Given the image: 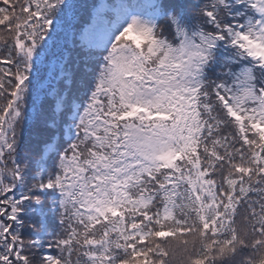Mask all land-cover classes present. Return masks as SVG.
Segmentation results:
<instances>
[{
    "label": "snow or ice",
    "instance_id": "1",
    "mask_svg": "<svg viewBox=\"0 0 264 264\" xmlns=\"http://www.w3.org/2000/svg\"><path fill=\"white\" fill-rule=\"evenodd\" d=\"M0 264H264V0H0Z\"/></svg>",
    "mask_w": 264,
    "mask_h": 264
},
{
    "label": "trees",
    "instance_id": "2",
    "mask_svg": "<svg viewBox=\"0 0 264 264\" xmlns=\"http://www.w3.org/2000/svg\"><path fill=\"white\" fill-rule=\"evenodd\" d=\"M138 1V0H137ZM89 3H95L97 5H102L105 8H112L122 3L130 2V0H88ZM145 4L149 2V0H143Z\"/></svg>",
    "mask_w": 264,
    "mask_h": 264
}]
</instances>
